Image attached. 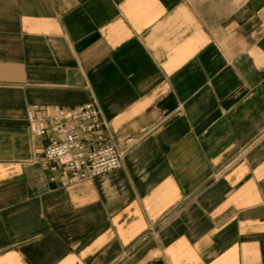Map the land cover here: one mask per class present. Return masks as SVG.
<instances>
[{
  "label": "crops",
  "instance_id": "0c3cea01",
  "mask_svg": "<svg viewBox=\"0 0 264 264\" xmlns=\"http://www.w3.org/2000/svg\"><path fill=\"white\" fill-rule=\"evenodd\" d=\"M88 103L122 166L64 186ZM0 264H264V0H0Z\"/></svg>",
  "mask_w": 264,
  "mask_h": 264
},
{
  "label": "built area",
  "instance_id": "2783aa9c",
  "mask_svg": "<svg viewBox=\"0 0 264 264\" xmlns=\"http://www.w3.org/2000/svg\"><path fill=\"white\" fill-rule=\"evenodd\" d=\"M66 115V111L57 114L55 130L58 138L52 140L44 151L47 161L54 162L69 172L64 186L92 180L121 168L124 152L114 146L86 149V145L92 144L94 140H102L104 124L95 104L88 103L76 109L72 113L73 123L61 122ZM30 131L37 136L45 134V129L33 118H30Z\"/></svg>",
  "mask_w": 264,
  "mask_h": 264
}]
</instances>
